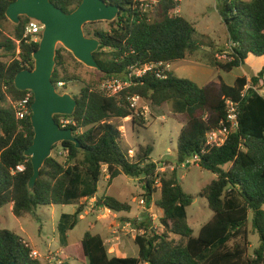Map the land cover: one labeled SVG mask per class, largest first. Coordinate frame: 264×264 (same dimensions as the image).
Returning a JSON list of instances; mask_svg holds the SVG:
<instances>
[{
	"label": "trees",
	"instance_id": "obj_1",
	"mask_svg": "<svg viewBox=\"0 0 264 264\" xmlns=\"http://www.w3.org/2000/svg\"><path fill=\"white\" fill-rule=\"evenodd\" d=\"M13 1L0 0V38L3 39L5 11ZM103 1L120 7L117 19L109 23L107 31L95 28L98 22L83 28L87 37L100 42L94 53L100 79L83 82L84 87L74 97L77 107L71 116H54L59 126L60 118L72 122L66 129L73 131L79 148L70 142L53 146L51 157L40 170L34 192L27 186L32 166L24 156L34 134L31 114L17 120L13 102L27 94L31 95L29 106L33 102L31 92L15 89L14 78L21 70L33 69L32 54L38 49L39 41L24 35L29 19L21 17L10 37L0 43V208L10 204L12 214L21 218L34 216L38 206L89 200L96 196L105 168L108 184L120 175L146 180L149 201L158 182L159 198L154 206L160 212L163 230L154 228L150 218L131 221L138 231L134 238L137 257H109L102 237L90 232L79 242L64 246L61 250L64 256L85 264H264V98L250 89L242 96L248 83L264 87V67L249 80L241 76L231 85L219 81L203 87L177 79L171 71L165 72L166 79L148 72L140 78H131V85L118 98L106 97L98 90L103 81L128 79L133 67L183 61L198 51V45L193 39V25L181 16L170 15L176 6L172 0L162 1L154 20L140 13L138 0ZM217 1L221 3L220 17L229 39L237 46L225 63L209 55L208 67L230 73L243 66L249 56L264 58V0ZM50 2L70 13L81 0ZM67 60L81 65L63 47L56 49L52 74L55 86L63 83L65 87L67 83L79 81L68 71ZM134 95L155 106L170 103L175 114L185 116L186 123L176 140V164L189 165L187 162L197 155L200 159L197 165L216 177L200 192L213 215L196 237L187 223L186 210L192 198L183 191L174 173L169 177L156 174L157 164L150 159L152 146H139L136 161L122 149L121 133L111 120L130 117L134 124L142 122L129 106L128 98ZM227 99L238 103L237 127L222 146L209 147L205 143L206 134L224 123ZM57 146L63 154L54 152ZM24 162L25 170L12 174ZM95 203L96 207L115 213L131 210L127 202L111 196ZM83 207L79 205L75 214L83 211ZM75 223L76 220L70 228ZM249 234L258 238L251 254H248ZM171 235L180 240L170 239ZM231 241L234 244L229 247ZM31 253V247L14 232L0 230V263L43 264L33 259Z\"/></svg>",
	"mask_w": 264,
	"mask_h": 264
},
{
	"label": "rangeland",
	"instance_id": "obj_2",
	"mask_svg": "<svg viewBox=\"0 0 264 264\" xmlns=\"http://www.w3.org/2000/svg\"><path fill=\"white\" fill-rule=\"evenodd\" d=\"M238 1L249 2L250 0ZM179 10L180 12L175 15L183 17L193 25L195 30L193 39L198 45V51L187 56L184 62L171 64L169 71L175 78L189 80L198 87L219 81L231 85L237 77L245 76L249 80L264 67V58L250 56L243 66L230 73L209 68L207 64L209 55L225 63L229 61L234 48L220 17L221 3L217 0H181ZM157 12L158 7L154 13H149L150 20L156 18ZM13 26L8 20L3 24L4 39L0 38V43L10 37ZM94 27L107 31L109 23L98 22ZM61 47L58 45L56 49ZM66 62L68 71L77 76L79 81L65 84V87L57 90L60 94H69L74 98L84 87L83 82L99 81L100 74L95 69L87 68L82 64L76 65L70 60ZM184 64L187 66L183 67ZM136 112L143 113V116H140L142 122L139 125L132 123L130 117L111 120L121 133L122 149L129 158H132V161H136L139 146H152L150 159L157 164L156 174L160 177H169L174 173L183 191L192 198V203L186 210L187 223L193 231V236L196 237L200 228L213 215L208 209L206 200L200 197V192L216 177L197 164L189 163L188 166L176 164V140L186 123V117L175 114L170 103L155 106L143 100L139 103ZM59 121L70 120L60 118ZM57 151L60 152L58 146L54 152ZM146 183L147 181L143 178L120 175L108 184L105 168H103L95 197L74 201L67 205L38 206L34 216L25 215L21 218L15 217L12 214V206L7 204L0 208V230L14 232L31 246L32 252L37 253L40 261L48 256L61 260L63 264H85L64 256L61 250L63 246L79 242L86 232L99 234L108 240L105 245L109 257H137L138 248L134 238L138 235V231L131 225V221L140 222L144 217L150 218L154 228H157L159 232L163 230L159 222L160 212L154 206V202L159 198V184L153 186L156 191L149 201L146 197ZM104 196L127 202L131 207L130 212L115 213L96 207V200ZM79 205L84 206L83 211L75 214ZM74 220L76 223L70 228ZM170 239L180 240L173 235ZM248 241V254H251L258 244V238L256 235L249 234ZM233 244L234 241H231L228 246L232 247Z\"/></svg>",
	"mask_w": 264,
	"mask_h": 264
},
{
	"label": "water",
	"instance_id": "obj_3",
	"mask_svg": "<svg viewBox=\"0 0 264 264\" xmlns=\"http://www.w3.org/2000/svg\"><path fill=\"white\" fill-rule=\"evenodd\" d=\"M119 13L120 7L108 5L103 0H81L70 13L55 7L50 0H14L5 11L6 19L13 25H18L20 18L26 17L43 26L38 49L32 54L33 69L21 70L14 78L16 90L33 94L30 123L34 134L31 145L24 152L32 166V175L27 184L31 192L35 190L41 168L51 157L53 146L70 142L79 148L73 131L61 128L54 120L57 115L71 116L77 107L71 95L60 94L52 83L56 48L61 45L76 61L99 71L94 53L100 47V42L87 37L83 28L89 23H110L117 19Z\"/></svg>",
	"mask_w": 264,
	"mask_h": 264
},
{
	"label": "built area",
	"instance_id": "obj_4",
	"mask_svg": "<svg viewBox=\"0 0 264 264\" xmlns=\"http://www.w3.org/2000/svg\"><path fill=\"white\" fill-rule=\"evenodd\" d=\"M163 0H138V10L141 14L146 15L147 19L149 18V13L155 11V9L162 3ZM176 6L174 10L170 13L171 16H176L180 12L179 3L181 0H172ZM43 30V26L35 20H29V22L25 26L24 35L25 36H33L34 42H37L41 38V33ZM233 47L235 48L237 44L232 42ZM170 69V65L158 63V64H150L144 65L141 67H133L130 69V75L128 79H108L103 81L98 90L109 98H118L119 95L124 91L125 88H128L131 85V78H140L148 72H153L158 78L166 79L165 72H168ZM63 83H58L56 85V90L63 87ZM252 90L262 98H264V87L253 86L251 83L245 87L242 92V96L246 93L247 90ZM31 101V95L27 94L22 100H18L13 102V109L15 113V117L17 120H23L26 116L31 114V106H29ZM143 99L137 95L131 96L128 98L129 106L131 109L135 111L136 116H143V113H138L137 107ZM226 105V118L224 123L221 124V127L217 130H213L206 134L205 143L209 147H220L226 141L230 132L236 129L237 121H238V103L232 100L227 99L225 101ZM61 128H66V125L72 124L71 121H60ZM63 154V152H60ZM200 161L197 155H193L191 159L187 163L197 164ZM25 170V162L17 165L15 169L12 171V174L22 173ZM158 184V182H156ZM143 203V202H141ZM31 257L33 259L37 258V253L32 252ZM43 264H63L61 260L54 257H46L43 261Z\"/></svg>",
	"mask_w": 264,
	"mask_h": 264
},
{
	"label": "crops",
	"instance_id": "obj_5",
	"mask_svg": "<svg viewBox=\"0 0 264 264\" xmlns=\"http://www.w3.org/2000/svg\"><path fill=\"white\" fill-rule=\"evenodd\" d=\"M250 57V56H249ZM253 57V56H252ZM179 62H184V60L183 61H179ZM177 63V62H176ZM174 64V63H173ZM171 66V65H170ZM185 66H187V64H184V66L183 67H185ZM107 177V176H106ZM93 198V197H92ZM95 235V234H94ZM97 235H99V234H97ZM99 236H101V235H99ZM102 237V239L104 240V243H106V242H108V240L107 239H104V237L103 236H101ZM29 245V244H28ZM30 246V245H29ZM31 247V246H30ZM64 247V246H63ZM61 253H62V251H61Z\"/></svg>",
	"mask_w": 264,
	"mask_h": 264
}]
</instances>
